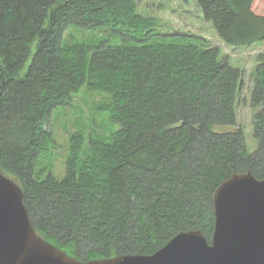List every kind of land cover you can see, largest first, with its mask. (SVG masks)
I'll return each instance as SVG.
<instances>
[{
  "label": "trees",
  "instance_id": "1",
  "mask_svg": "<svg viewBox=\"0 0 264 264\" xmlns=\"http://www.w3.org/2000/svg\"><path fill=\"white\" fill-rule=\"evenodd\" d=\"M138 1L0 0V171L21 187L36 232L85 261L152 254L188 229L210 242L220 182L264 177V53L250 100L258 148L247 154L241 71L186 38L148 42L154 22ZM194 1L225 44L264 41L254 0ZM87 30L119 41L73 38ZM83 87L107 94L100 110L119 128L89 135L82 157L74 133L57 179L41 163L53 141L46 121Z\"/></svg>",
  "mask_w": 264,
  "mask_h": 264
},
{
  "label": "water",
  "instance_id": "2",
  "mask_svg": "<svg viewBox=\"0 0 264 264\" xmlns=\"http://www.w3.org/2000/svg\"><path fill=\"white\" fill-rule=\"evenodd\" d=\"M210 242L199 229L175 234L152 254L81 260L32 225L19 184L0 171V264H264V177L234 172L212 195Z\"/></svg>",
  "mask_w": 264,
  "mask_h": 264
},
{
  "label": "rangeland",
  "instance_id": "3",
  "mask_svg": "<svg viewBox=\"0 0 264 264\" xmlns=\"http://www.w3.org/2000/svg\"><path fill=\"white\" fill-rule=\"evenodd\" d=\"M137 12L154 22L155 35L147 41H168L174 37L186 38L189 41L207 48L218 49V59L226 60L230 66L241 71L242 84L236 98L237 127L243 131L246 153L253 154L258 143L253 136L252 116L257 109L252 108L251 92L253 78L258 64L257 55L264 53V41L254 42L248 46L234 47L225 44L218 36L213 24L203 18L201 9L194 0H140ZM253 10L264 15V0H254ZM104 33V32H102ZM96 31L84 33L72 31L73 38L81 40L91 35L106 36L110 43L119 41L116 36L106 32ZM107 101L103 91L90 90L83 87L74 94L66 106H58L46 121V129L50 130L52 145L48 153L42 157L41 163L57 178L61 179L65 172V161L70 150V138L74 133H81L84 142L80 156L89 146V135L108 137L119 128L117 122L110 119L107 112L101 111L100 106ZM218 131L224 130L215 127ZM230 129V128H229Z\"/></svg>",
  "mask_w": 264,
  "mask_h": 264
}]
</instances>
